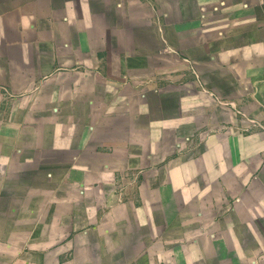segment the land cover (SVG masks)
Instances as JSON below:
<instances>
[{
	"label": "crops",
	"instance_id": "crops-1",
	"mask_svg": "<svg viewBox=\"0 0 264 264\" xmlns=\"http://www.w3.org/2000/svg\"><path fill=\"white\" fill-rule=\"evenodd\" d=\"M0 264H264V0H0Z\"/></svg>",
	"mask_w": 264,
	"mask_h": 264
}]
</instances>
